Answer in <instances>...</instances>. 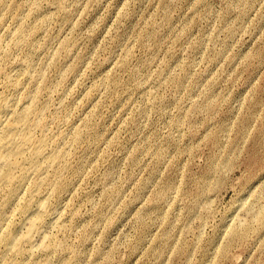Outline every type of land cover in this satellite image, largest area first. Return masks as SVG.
<instances>
[{
  "label": "rangeland",
  "instance_id": "obj_1",
  "mask_svg": "<svg viewBox=\"0 0 264 264\" xmlns=\"http://www.w3.org/2000/svg\"><path fill=\"white\" fill-rule=\"evenodd\" d=\"M19 22L0 62L31 59L47 127L77 131L34 242L75 264H264V0H0V37ZM28 209L4 208L15 233Z\"/></svg>",
  "mask_w": 264,
  "mask_h": 264
},
{
  "label": "bare ground",
  "instance_id": "obj_2",
  "mask_svg": "<svg viewBox=\"0 0 264 264\" xmlns=\"http://www.w3.org/2000/svg\"><path fill=\"white\" fill-rule=\"evenodd\" d=\"M45 22V18L40 19L36 28H41ZM26 32L31 33L22 22L14 31H6L0 37V57L19 47L26 39ZM23 60L24 69L20 72H11L0 62V82L9 89L0 92V264H17L14 258L24 251L25 242L36 246L37 252L43 255L40 264H52L54 257L61 259L60 264H75L79 255L65 240L44 236L40 242H34L42 220L40 212L46 205L44 201L34 202L50 185L53 175L59 174L68 154L65 139L75 141L77 131L67 135L62 129L59 135H54L47 127L45 107L51 95L43 97L49 93L43 87L45 84L28 86L39 82L42 76L33 69L31 59L23 55ZM87 95L91 97L93 90ZM29 203L35 206L36 212L27 223L26 233H15L10 221L13 212L7 217L4 208L12 204L22 215L30 213L26 210ZM65 254L68 257L63 260Z\"/></svg>",
  "mask_w": 264,
  "mask_h": 264
}]
</instances>
